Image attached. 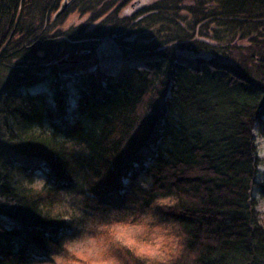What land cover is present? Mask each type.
Listing matches in <instances>:
<instances>
[{
    "label": "trees",
    "instance_id": "1",
    "mask_svg": "<svg viewBox=\"0 0 264 264\" xmlns=\"http://www.w3.org/2000/svg\"><path fill=\"white\" fill-rule=\"evenodd\" d=\"M61 1L0 0V264H57L90 223L177 238L173 264H264V0ZM142 24L177 43L95 55Z\"/></svg>",
    "mask_w": 264,
    "mask_h": 264
},
{
    "label": "rangeland",
    "instance_id": "2",
    "mask_svg": "<svg viewBox=\"0 0 264 264\" xmlns=\"http://www.w3.org/2000/svg\"><path fill=\"white\" fill-rule=\"evenodd\" d=\"M66 2L68 3L67 8L69 7L70 0H62L60 3L59 11L61 10L62 5L65 4ZM84 3L89 5L93 3V5H97L94 4L96 3L95 0H85ZM130 3H132V1ZM183 5L187 7L190 5V3L187 2ZM135 8H136L135 3L129 4L127 8H125L122 11L121 16L123 15V17L124 16L132 17L133 15H135V13L133 12V9ZM58 12L54 14V18H58L56 17ZM181 14H183L184 16L187 15L185 12ZM79 18L82 19L83 17L78 15L76 17V20L72 21L73 27L81 25L79 24L80 22ZM138 19L139 18H137V21ZM88 23H86L87 24L86 26H89L90 23L89 24ZM147 24H142V26L144 27L142 29L143 31L135 30L134 32H132L130 37L123 41L124 43L123 45L118 46L117 44H115L114 41H109L110 39L101 40L99 42L100 44L96 45L95 55L102 59H108L109 57L114 55L117 51L121 52L122 48L131 49L129 44L139 47L144 44L147 45L150 44L151 42H155L157 38L159 41H162V43H164V41L166 42V44L168 42L172 45H175V43H177V41L174 38H169L170 31H172V29H174L175 27L169 28L167 33H165L164 31L162 33L161 32L162 30L155 31L157 27L153 26V24H151L152 28H146L145 26ZM108 25L111 24L109 23ZM75 32L82 33L80 29L76 30ZM165 34H168L169 37H165L164 36ZM37 57L39 58L43 57V53L42 52L38 53ZM39 58L38 60L31 59L28 61V63L30 62L31 64L35 65L31 69H34V72L37 74H40V71L41 72L43 71L41 67H44L43 64L46 63L45 60L46 58L41 60H39ZM29 66L27 64V66H25L22 70L28 68L30 69ZM17 68H18V64L16 62V69ZM17 73H20V71L18 70ZM0 80L6 81L8 83L7 84L8 86L12 83H15L16 77L13 76V74L9 71L8 73L0 71ZM71 103L72 106H74L75 102L72 101ZM254 136L258 150V158L260 161V165L258 168L257 182L259 184H264V139H262V137L260 136L257 130L254 132ZM254 197L258 205L257 210L260 213L261 221L264 224V198L259 194L258 190L254 191ZM96 228L97 227L95 226V224L93 223L88 224L86 228L88 232H86V234L81 238L77 239L75 245H72V247L70 248L69 257L65 260L59 261L57 264H122L120 260L123 259L122 258L123 254L121 252L120 253L118 252L119 248L122 250H128L126 253L135 252L137 255L141 257L140 253L144 251L145 245L150 244L154 239L161 240L160 234H158L157 231L150 232L148 229V225H145L144 223L141 224L123 223L121 225H116V226L102 225V230H101V226H99V228L97 229Z\"/></svg>",
    "mask_w": 264,
    "mask_h": 264
},
{
    "label": "clouds",
    "instance_id": "3",
    "mask_svg": "<svg viewBox=\"0 0 264 264\" xmlns=\"http://www.w3.org/2000/svg\"><path fill=\"white\" fill-rule=\"evenodd\" d=\"M181 250L182 245L177 238L154 239L144 246V251L140 255L147 264H173Z\"/></svg>",
    "mask_w": 264,
    "mask_h": 264
},
{
    "label": "water",
    "instance_id": "4",
    "mask_svg": "<svg viewBox=\"0 0 264 264\" xmlns=\"http://www.w3.org/2000/svg\"><path fill=\"white\" fill-rule=\"evenodd\" d=\"M67 6H68L67 2L65 4H63L61 10L58 12L56 17H59L61 14H63L66 11ZM64 63H66V61H62L60 64H64Z\"/></svg>",
    "mask_w": 264,
    "mask_h": 264
}]
</instances>
